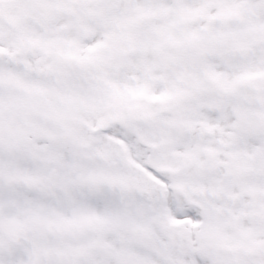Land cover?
Returning a JSON list of instances; mask_svg holds the SVG:
<instances>
[{
    "label": "snow or ice",
    "instance_id": "snow-or-ice-1",
    "mask_svg": "<svg viewBox=\"0 0 264 264\" xmlns=\"http://www.w3.org/2000/svg\"><path fill=\"white\" fill-rule=\"evenodd\" d=\"M0 264H264V0H0Z\"/></svg>",
    "mask_w": 264,
    "mask_h": 264
}]
</instances>
